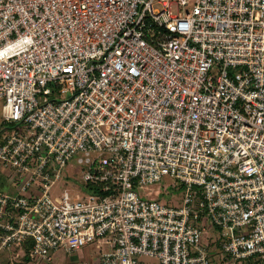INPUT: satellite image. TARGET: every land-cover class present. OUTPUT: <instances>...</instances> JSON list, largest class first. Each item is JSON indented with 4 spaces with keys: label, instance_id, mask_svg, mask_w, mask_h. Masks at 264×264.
Wrapping results in <instances>:
<instances>
[{
    "label": "built area",
    "instance_id": "2783aa9c",
    "mask_svg": "<svg viewBox=\"0 0 264 264\" xmlns=\"http://www.w3.org/2000/svg\"><path fill=\"white\" fill-rule=\"evenodd\" d=\"M0 99L5 264H264V0H0Z\"/></svg>",
    "mask_w": 264,
    "mask_h": 264
},
{
    "label": "rangeland",
    "instance_id": "374dc122",
    "mask_svg": "<svg viewBox=\"0 0 264 264\" xmlns=\"http://www.w3.org/2000/svg\"><path fill=\"white\" fill-rule=\"evenodd\" d=\"M2 104H3V100L0 99V130L3 128L2 125L3 121L1 118ZM3 131L9 132L10 130L4 129ZM74 169L75 168L67 167L65 171H67L68 173H73L74 171H76ZM15 176H16L15 170L12 169V167L4 168L0 166V190L10 194H16L18 192L21 183L16 180ZM175 183L176 181L174 179L170 177H163L161 182L151 186L152 192H154L155 190L159 191L158 195L152 193V196L158 198L161 202H169V201L175 203L180 202L181 198L183 197V191L182 188H180L177 185L176 187H173L172 185ZM64 188L68 191L72 199L76 197L77 194H80L78 188L71 186L65 177L55 182L52 185L49 194L51 197L61 196ZM204 224L208 230L207 240H215L217 238L218 232H216L213 229H210V222L207 219L204 220ZM102 251H103V247H99L97 242L94 241L88 245L81 247L79 250L71 254H67L62 251H55L54 254L51 256L50 264H65L66 262H70V261L79 262L82 260H86L88 262H94L99 259V255ZM222 256L225 257L224 254H222ZM137 259L141 264H158V261L155 258L148 256H138ZM0 264H5V259L3 257V254H0ZM223 264H232V262L224 260ZM240 264H246V263L243 262Z\"/></svg>",
    "mask_w": 264,
    "mask_h": 264
},
{
    "label": "trees",
    "instance_id": "16d2710c",
    "mask_svg": "<svg viewBox=\"0 0 264 264\" xmlns=\"http://www.w3.org/2000/svg\"><path fill=\"white\" fill-rule=\"evenodd\" d=\"M25 260V259H24ZM26 261V263H24V264H27V260H25Z\"/></svg>",
    "mask_w": 264,
    "mask_h": 264
}]
</instances>
